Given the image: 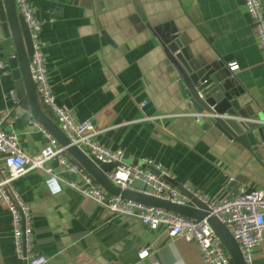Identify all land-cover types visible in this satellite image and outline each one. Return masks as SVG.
I'll list each match as a JSON object with an SVG mask.
<instances>
[{"label":"crops","instance_id":"obj_1","mask_svg":"<svg viewBox=\"0 0 264 264\" xmlns=\"http://www.w3.org/2000/svg\"><path fill=\"white\" fill-rule=\"evenodd\" d=\"M44 21L43 54L58 104L78 121L91 119L100 142L122 150L125 161L148 158L169 170L172 181L221 199L239 187L264 190V144L245 147L213 124L186 115L182 90L165 64L157 30L176 29L193 56L222 67L241 87L247 117L264 122V59L243 0H31ZM3 58L14 55L0 23ZM237 62L235 73L229 63ZM9 68V67H8ZM10 68L0 69V113L14 109L22 149L34 157L48 143L29 111L15 104ZM147 103L141 107V102ZM149 117L150 119H147ZM49 174L30 170L15 181L33 218L34 244L49 264H205L196 242L152 230L140 218L117 215L69 187L79 180L57 158ZM57 183V184H58ZM144 246L152 252L138 256ZM264 264V242L255 250ZM0 264H25L13 240L10 211L0 200Z\"/></svg>","mask_w":264,"mask_h":264},{"label":"built area","instance_id":"obj_2","mask_svg":"<svg viewBox=\"0 0 264 264\" xmlns=\"http://www.w3.org/2000/svg\"><path fill=\"white\" fill-rule=\"evenodd\" d=\"M14 2L28 25L33 41L30 72L38 96L48 114L68 136L71 144L77 145L89 156H94L101 162L117 163L108 172V177L122 190L141 192L177 204H192V198L170 182L173 179L172 173L160 163L148 158L143 159V164L126 163L122 150H111L100 142L99 135L103 130L91 119L78 121L70 109L58 104L44 61L41 40L44 21L35 16V8L31 0H14ZM243 2L251 18L264 59V0H243ZM229 66L235 73L239 70L237 62H231ZM0 69L6 72L9 69L7 62L2 58L1 49ZM11 97L16 105L20 103L15 89L11 90ZM146 103V100L142 101L141 107ZM185 114L196 121L211 116L229 117L228 114L207 112L188 111ZM18 117L14 109L0 113V200L11 213L14 245L18 256L25 264H49V259L35 247L30 207L17 189L15 181L30 170H43L49 174L47 183L56 184L54 188L59 189L58 178L53 167L48 164L53 158H57L61 165L79 175V180H70L67 185L94 202L106 206L117 215L138 217L148 228L163 229L171 238L181 237L196 242L205 264H232L220 237L206 219L196 221L171 210L109 194L68 154L66 146H62L38 121L34 124L45 134L48 143L37 157L26 153L20 145L18 133L14 128ZM185 188L207 205L210 215L217 216L230 229L239 244L245 264H255V250L264 242V190L249 191L246 187H239L236 194L215 199L198 193L190 186ZM152 249V246L142 247L138 252L139 258L148 256Z\"/></svg>","mask_w":264,"mask_h":264},{"label":"water","instance_id":"obj_3","mask_svg":"<svg viewBox=\"0 0 264 264\" xmlns=\"http://www.w3.org/2000/svg\"><path fill=\"white\" fill-rule=\"evenodd\" d=\"M0 23L5 37L11 39L14 47V55L10 56L6 62L15 80L21 107L29 111L62 146H66L68 154L101 187L111 195H120L125 199L148 206L171 210L196 221L206 219L213 231L220 237L222 245L231 257L232 264H245L239 244L230 229L217 216L210 215L207 205L183 185H175L172 179L170 180L173 185L192 198V204H177L141 192L122 190L108 177V172L117 163L101 162L94 156H89L77 145L71 144L68 136L48 114L36 91L30 72L33 41L28 25L18 12L14 0H0ZM157 32L162 37L167 70L177 79L189 110L194 113L229 115L225 118L204 117L200 120L203 128L213 124L228 138L239 141L247 148L264 144V122L260 114L254 113L247 117L241 110L238 103V91L241 92L242 89L229 72L193 56L184 35L176 29H172L170 32L162 30H157ZM252 190L254 189H249V191Z\"/></svg>","mask_w":264,"mask_h":264},{"label":"trees","instance_id":"obj_4","mask_svg":"<svg viewBox=\"0 0 264 264\" xmlns=\"http://www.w3.org/2000/svg\"><path fill=\"white\" fill-rule=\"evenodd\" d=\"M2 58H3V56H2ZM8 58H9V57L6 56V58H3V59H4L5 61H7Z\"/></svg>","mask_w":264,"mask_h":264}]
</instances>
